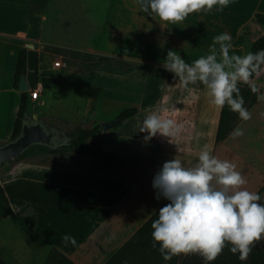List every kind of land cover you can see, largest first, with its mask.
Listing matches in <instances>:
<instances>
[{
    "label": "rangeland",
    "instance_id": "374dc122",
    "mask_svg": "<svg viewBox=\"0 0 264 264\" xmlns=\"http://www.w3.org/2000/svg\"><path fill=\"white\" fill-rule=\"evenodd\" d=\"M52 2L45 28L35 26L27 35H0V146L12 139L21 97L15 67L24 46L35 64L32 75L28 71V92L40 90L39 99L29 101L30 120L55 128L64 144L70 143L76 126L92 128L100 124V132L90 142L102 146L103 136L108 134L118 146L117 139L122 135L128 139V150H133V146L141 150L146 142V134L139 131L144 118L152 112L165 117L166 102L176 98L182 110L189 106L192 124L200 100L205 104L201 112L213 121L221 110L211 103L203 84L197 82L185 89L173 73L164 69L163 59L169 50L192 63L209 54L216 35L228 32L233 38L230 55L243 56L251 51L253 41L264 34V24L256 19L257 13H264V0H235L223 11H201L179 25L142 12L137 0ZM33 13L32 21L37 19V11ZM58 60L62 61L60 67L55 66ZM254 82L264 90V73ZM130 107L138 109L133 116L138 121L137 129L126 132L132 117L116 127H103ZM248 110L252 118H240L235 127L242 128L244 135L229 139L233 147L228 161L247 179L244 187L264 195V100L257 99ZM186 116L184 113L179 118ZM184 132H188L185 126ZM182 134L178 135L180 139ZM34 151L35 154L18 156L0 166V253L9 264H44L53 238L50 230L69 226L53 224L47 218L46 206L36 203V195L40 194L37 184L24 181L36 177L37 168H69L75 161L85 163V156L72 149L57 153H41L37 148ZM154 151L156 154L159 149ZM9 206L13 213L3 217ZM254 248L264 250V240L256 242Z\"/></svg>",
    "mask_w": 264,
    "mask_h": 264
},
{
    "label": "clouds",
    "instance_id": "9594fccd",
    "mask_svg": "<svg viewBox=\"0 0 264 264\" xmlns=\"http://www.w3.org/2000/svg\"><path fill=\"white\" fill-rule=\"evenodd\" d=\"M137 2L142 12L179 25L193 12L223 11L235 0ZM232 39L228 32L216 35L209 54L192 63L169 50L163 67L185 89L200 82L208 90L212 104L220 109L227 106L247 121L252 113L245 107L240 85H247L258 94V99L264 100V92L254 82L255 77L264 73V49L243 56L230 55ZM181 130L174 119L164 118L157 112L147 115L139 129L146 134L145 141L160 135L170 142H174ZM230 135L235 139L243 136L244 131L237 127ZM247 183L235 164L217 158L206 147L194 167L186 168L176 158L165 161L152 182L157 190L156 199L169 201L159 209L158 218L152 223L153 247H158L165 261L180 254H198L204 264H211L225 248L238 253L240 261H247L255 243L264 240V195L249 191L244 187ZM63 240L65 244H77L76 237L70 234H65Z\"/></svg>",
    "mask_w": 264,
    "mask_h": 264
},
{
    "label": "crops",
    "instance_id": "0c3cea01",
    "mask_svg": "<svg viewBox=\"0 0 264 264\" xmlns=\"http://www.w3.org/2000/svg\"><path fill=\"white\" fill-rule=\"evenodd\" d=\"M52 1L54 0H0V35H27L35 26L45 28L46 14ZM35 11L37 19L32 21ZM200 13L194 12L188 17ZM31 58L34 57L29 53L28 71L32 75L35 64ZM168 102L164 106V118L180 121V134L184 135L182 139L178 136L174 142H170L168 138L157 135L146 141L141 150H135L134 146L133 150H128L130 144L126 141L127 138L121 135L116 146L111 137L104 134L101 147L121 158L117 167H103V170H99L94 166L92 158L85 156V163L75 161L69 168H37L36 177H28L24 181L31 185L37 184L40 194L36 195V203L46 206L47 218L54 221L53 224L69 225L64 230H57L55 227L50 230L53 236L50 248L56 247L76 264H106L167 201L157 200V190L152 186L156 172L165 161L176 158L182 161L184 167H194L205 147L212 155L219 156V159H231L233 143L229 139L232 136L216 141L221 110L218 119L213 121L201 112L205 104L200 100L197 116L192 124L189 106L182 110L176 98ZM191 105L193 109L194 103ZM184 113H187L186 118H179ZM133 118L129 123L131 127L126 132L134 127L137 129V120ZM184 126L187 127V134ZM120 132H123V128H120ZM154 148H158L159 152L155 154ZM31 191L28 190L29 196ZM50 191L53 193H49ZM65 234L75 236L77 244H65Z\"/></svg>",
    "mask_w": 264,
    "mask_h": 264
},
{
    "label": "trees",
    "instance_id": "16d2710c",
    "mask_svg": "<svg viewBox=\"0 0 264 264\" xmlns=\"http://www.w3.org/2000/svg\"><path fill=\"white\" fill-rule=\"evenodd\" d=\"M194 13V12H193ZM192 14V13H191ZM189 14V15H191ZM256 19L264 24V13H257ZM260 49H264V34L256 38L251 46L250 52H256ZM28 73V47H23L16 64V83L23 74ZM241 94L245 98V107L248 109L253 103L257 101V93H253L247 85H240ZM264 92V90H261ZM31 99L30 92H22L20 97V103L18 107L17 117L14 121L11 136L12 138H18L21 135L25 119L28 117L29 101ZM138 112L136 107H130L123 109L115 119H113L114 126L120 125L123 121L135 116ZM239 114L232 112L225 106L221 109L219 125L216 133V141L220 142L227 138L229 134L235 129ZM101 130V125L96 124L92 128H85L82 126H76L72 132V139L69 144H63L60 149L46 147L43 144H35L29 147L19 156L35 154L34 148H37L41 153H57L59 150L72 149L79 154L91 157L93 162L104 168L113 169L117 167L121 161V158L112 152L104 150L100 145L90 142ZM2 194L8 203V199L5 196V192L2 189ZM169 203L166 201L161 207ZM0 208H3L0 205ZM160 209V208H159ZM156 213L122 246V248L111 257L106 264H204L203 258L198 254L184 255L180 254L174 256L171 261H165L158 251V247H153V241L151 233L152 223L158 218V212ZM12 208L9 206L8 210L3 212V217L12 214ZM238 253L233 254L228 248L216 258L211 264H264V250L253 248L247 261H240L238 259ZM0 264H9L0 253ZM44 264H76L68 256L59 251L56 247L50 248L45 258Z\"/></svg>",
    "mask_w": 264,
    "mask_h": 264
},
{
    "label": "water",
    "instance_id": "95a60500",
    "mask_svg": "<svg viewBox=\"0 0 264 264\" xmlns=\"http://www.w3.org/2000/svg\"><path fill=\"white\" fill-rule=\"evenodd\" d=\"M29 88L28 74H23L18 82V90L22 93L28 91ZM113 125L114 122L104 123L103 127L109 128ZM49 138L50 135L41 123L32 126L25 124L17 139L0 146V166L17 158L32 145L49 142Z\"/></svg>",
    "mask_w": 264,
    "mask_h": 264
},
{
    "label": "flooded vegetation",
    "instance_id": "af4514ba",
    "mask_svg": "<svg viewBox=\"0 0 264 264\" xmlns=\"http://www.w3.org/2000/svg\"><path fill=\"white\" fill-rule=\"evenodd\" d=\"M24 121H25V124L30 125V126L38 124V123H41L42 125H44L45 130L50 135V138H49V142L42 143V144L49 145L51 148H56L57 146H62L64 144L63 141H61V139L59 138L58 131L55 128H52L51 126L47 125L46 123L40 120H30L28 117ZM15 139L17 138H12L10 141H13Z\"/></svg>",
    "mask_w": 264,
    "mask_h": 264
},
{
    "label": "built area",
    "instance_id": "2783aa9c",
    "mask_svg": "<svg viewBox=\"0 0 264 264\" xmlns=\"http://www.w3.org/2000/svg\"><path fill=\"white\" fill-rule=\"evenodd\" d=\"M61 65H62V61L61 60L56 61L55 66L60 67ZM30 96H31V99L32 100L39 99L40 90L39 89H36V90L31 91L30 92Z\"/></svg>",
    "mask_w": 264,
    "mask_h": 264
}]
</instances>
